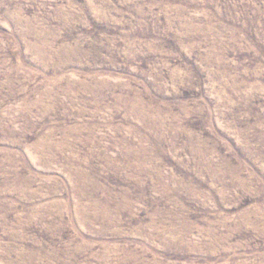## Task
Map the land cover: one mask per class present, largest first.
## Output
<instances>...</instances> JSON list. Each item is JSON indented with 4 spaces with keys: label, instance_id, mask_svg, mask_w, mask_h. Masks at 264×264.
Listing matches in <instances>:
<instances>
[{
    "label": "rangeland",
    "instance_id": "rangeland-1",
    "mask_svg": "<svg viewBox=\"0 0 264 264\" xmlns=\"http://www.w3.org/2000/svg\"><path fill=\"white\" fill-rule=\"evenodd\" d=\"M0 264H264V0H0Z\"/></svg>",
    "mask_w": 264,
    "mask_h": 264
}]
</instances>
